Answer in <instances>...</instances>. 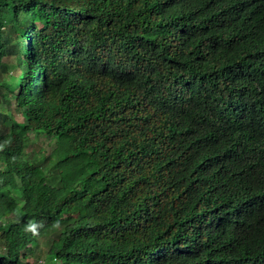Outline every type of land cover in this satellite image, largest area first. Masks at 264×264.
<instances>
[{
  "label": "trees",
  "instance_id": "1",
  "mask_svg": "<svg viewBox=\"0 0 264 264\" xmlns=\"http://www.w3.org/2000/svg\"><path fill=\"white\" fill-rule=\"evenodd\" d=\"M0 79V264H264V0H0Z\"/></svg>",
  "mask_w": 264,
  "mask_h": 264
},
{
  "label": "rangeland",
  "instance_id": "2",
  "mask_svg": "<svg viewBox=\"0 0 264 264\" xmlns=\"http://www.w3.org/2000/svg\"><path fill=\"white\" fill-rule=\"evenodd\" d=\"M4 34L8 35L10 38H15L16 37V32L14 30L13 25L8 26V28L4 29ZM13 60V57H11V60L9 62H11ZM12 70V69H11ZM15 70H12L11 73H14ZM11 73H7L5 74V77H3L2 79L6 80L9 79V76L11 75ZM2 87V81L0 79V88ZM19 89V88H18ZM17 89V91H18ZM16 101L14 99L13 96V100H12V107H8L7 105H3L4 107V113L7 116L13 115V118L25 123L26 119L23 116L22 112H20L18 109H16ZM2 124H4L2 122ZM54 147V141H51L50 138L46 137V136H36V134H31V138L28 142L26 151L27 152H31V153H37L41 148L43 149L42 151L49 153ZM9 186H13L14 182L12 180V177H10L9 179ZM30 248L32 249L31 251L27 252L26 255V260L29 261L31 264H43L47 258H46V254H47V246L45 244V242H40L38 245H33L30 246ZM58 264H60V262H57Z\"/></svg>",
  "mask_w": 264,
  "mask_h": 264
}]
</instances>
